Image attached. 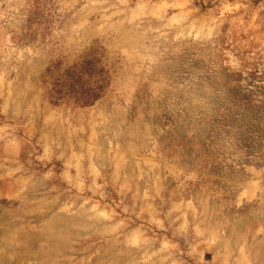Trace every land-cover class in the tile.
I'll return each mask as SVG.
<instances>
[{"label": "rangeland", "instance_id": "1", "mask_svg": "<svg viewBox=\"0 0 264 264\" xmlns=\"http://www.w3.org/2000/svg\"><path fill=\"white\" fill-rule=\"evenodd\" d=\"M0 264H264V0H0Z\"/></svg>", "mask_w": 264, "mask_h": 264}, {"label": "trees", "instance_id": "2", "mask_svg": "<svg viewBox=\"0 0 264 264\" xmlns=\"http://www.w3.org/2000/svg\"><path fill=\"white\" fill-rule=\"evenodd\" d=\"M67 77V82L70 83L71 87L79 85L81 82L92 84L90 88L81 86L75 91L77 99L82 101V103L92 104L101 97L102 85L106 81V78L104 70L98 68L94 60L87 61L84 68L80 67L71 72L69 71Z\"/></svg>", "mask_w": 264, "mask_h": 264}]
</instances>
